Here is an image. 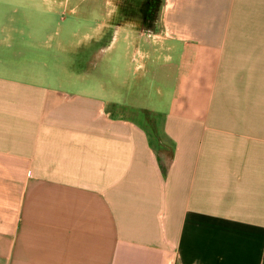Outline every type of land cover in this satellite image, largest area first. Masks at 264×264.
Returning <instances> with one entry per match:
<instances>
[{"label":"crops","instance_id":"crops-1","mask_svg":"<svg viewBox=\"0 0 264 264\" xmlns=\"http://www.w3.org/2000/svg\"><path fill=\"white\" fill-rule=\"evenodd\" d=\"M120 7L85 34L124 37L104 82L0 52V264H264V0Z\"/></svg>","mask_w":264,"mask_h":264},{"label":"rangeland","instance_id":"rangeland-1","mask_svg":"<svg viewBox=\"0 0 264 264\" xmlns=\"http://www.w3.org/2000/svg\"><path fill=\"white\" fill-rule=\"evenodd\" d=\"M108 1L110 4L112 2L111 5L119 14L121 0H99L98 2L84 0L77 6L75 4L78 3V0H72L69 5L58 6L51 5L48 0H0V52L13 53L17 51L22 53L26 49L29 52L37 50L40 54L48 57L46 59L49 61L50 72L46 74L53 79L61 75L59 71L52 70L53 67L55 68V64H59L62 70L66 68V70H75L80 73H84L83 70L89 69V67H95L98 72L94 78L98 82H104L107 77L104 72L108 58L114 55L112 56L114 60L124 59L126 46L124 37L122 34H118L117 38L112 40L114 29L110 30L108 35L104 34L95 41L85 40V34L90 27H95V24L104 16H108L111 11ZM166 1L162 0V3L165 4ZM74 7L78 8L73 10ZM94 7H96V15L93 12L92 16H87L85 11L92 10ZM4 38H12L10 43H13V48L8 50L6 43L2 41ZM111 40L113 43L109 46ZM59 52L66 55L64 57L66 60L72 62L62 63L59 59V62L55 63L53 56ZM132 53L134 54V51L131 52V56ZM136 66V61L130 63L132 73L129 74V81L132 83L128 89H125L124 94L128 93L130 101L135 103L137 102L136 98H139V103L147 109L152 106L151 102L158 96L155 90L157 84H163V81L157 79V84H154L149 80L150 78H147L144 91L138 93L136 86L141 80L142 72L137 70ZM62 74L65 79L73 73L65 71ZM74 75L79 76L76 73ZM165 85L168 86V83ZM127 111L130 116L145 114L144 110L131 107Z\"/></svg>","mask_w":264,"mask_h":264}]
</instances>
